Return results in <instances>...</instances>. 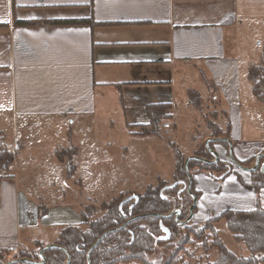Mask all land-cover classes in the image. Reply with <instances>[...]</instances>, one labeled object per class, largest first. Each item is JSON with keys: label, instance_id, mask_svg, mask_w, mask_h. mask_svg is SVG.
<instances>
[{"label": "crops", "instance_id": "0c3cea01", "mask_svg": "<svg viewBox=\"0 0 264 264\" xmlns=\"http://www.w3.org/2000/svg\"><path fill=\"white\" fill-rule=\"evenodd\" d=\"M75 19H90L100 25L42 24ZM14 21L35 24L15 26ZM0 25V146L14 153L8 174L0 178V249L17 251L32 247L34 242L51 245L64 227L81 223L74 214L80 205L100 202L88 199L66 205L65 166L59 162L51 164L47 173H33L36 184L28 179V172L19 162L22 150L18 145L23 141L33 146L31 135L37 139L43 127L60 134L69 124H83L78 144L66 146L77 149V169L72 179L78 180L79 172H83L102 182L110 174L116 189L106 195V200L152 181L150 175L159 177L154 168L148 173L138 168L147 160L153 164L151 160L158 159L155 152L152 156L137 150L138 143L126 135L130 134L127 127L121 134L129 143L115 145L91 125L89 120L97 108L96 93L118 92L125 126L146 125L149 104H170L168 115L174 117V122L164 120L159 127L162 130L161 125L168 123L169 135L177 125L185 126L188 152L180 151L188 159L212 138L200 110L188 104L185 114H178L172 102L180 73L189 74L205 87L202 92L195 90L206 94L202 109L218 114L214 123L222 131L229 122L234 158H252L251 167L258 161L264 170V102L252 94V83L246 77L248 68L258 64L262 55L264 0H0ZM100 98L98 101L104 103L103 96ZM106 134L119 133L110 124ZM154 142L156 148L164 146L162 141ZM172 143L177 145V140ZM228 150L215 143L212 151L217 159L228 161ZM174 164L172 159L169 175ZM250 173L237 168L227 174L223 183L234 185L230 198L237 206L222 208L204 221L224 210L264 209V190L257 199L250 188ZM243 174L249 175L245 178ZM190 175L194 191L201 196L192 221L204 201L198 182L205 175ZM80 181L83 179L75 182ZM257 186L264 189V181ZM84 189L81 183L79 196ZM38 205L47 208L40 219L36 218ZM68 212L73 213L69 216ZM62 217H66L64 223L59 220ZM219 223L214 225L217 232ZM59 224L64 226L56 231ZM36 229L51 234L46 239L42 235L33 237ZM231 252L250 256L245 245L235 246Z\"/></svg>", "mask_w": 264, "mask_h": 264}, {"label": "trees", "instance_id": "16d2710c", "mask_svg": "<svg viewBox=\"0 0 264 264\" xmlns=\"http://www.w3.org/2000/svg\"><path fill=\"white\" fill-rule=\"evenodd\" d=\"M31 21H14L15 26H31ZM49 26H95L100 25L90 19H75L62 21L43 22ZM3 27V25H0ZM247 79L252 83L251 92L261 102H264V45L258 64L248 68ZM188 104L190 107L202 111L201 96L195 90L187 91ZM171 105L149 104L146 107L148 123L146 125H126L130 134L134 136H157L162 138V130L159 125L169 118L168 111ZM218 114L209 112L203 115L206 128L212 138H224L230 140L229 122L226 130L222 131L215 123ZM227 120V118H226ZM168 141L174 159V169L171 184L161 178H157V184H149L140 195L132 192H120L108 202L101 204L104 214L92 220L97 209L91 205H80L76 211L81 219V225L85 227H64L52 245L59 248H51L43 252L46 264H66L68 260L66 251L70 257V264H87V253L95 241L105 232H110L98 243L90 253V264H129L140 262L141 264H184L183 257L187 254L186 246L192 245L196 250L201 249L205 255L213 250L216 257L213 261L197 259L194 264H264V209L256 208L251 211L224 210L218 215L198 225L192 221L178 224L174 217H167L173 207L182 202L183 207L178 216L179 222H185L189 216V208L192 205V196H197L191 183V194L186 192L188 178L184 163L186 157L177 146ZM222 144L228 148L226 142H210L209 149L213 150L214 144ZM77 149L68 146L64 149L55 150V157L59 163L65 164V177L71 179L76 172L75 157ZM233 156V155H232ZM193 157L208 161L214 159L205 145H201ZM237 164L250 168L253 159L238 161ZM14 162V153L0 146V178L5 177ZM189 173L202 172L221 179L231 171L237 169L230 160L217 159L213 164L203 163L190 159L187 164ZM256 177L252 185L257 186L259 181H264V175L258 170L251 173ZM38 218L40 219L47 211L43 205L37 206ZM224 221L227 230L234 241L245 245L250 256H236L224 245L214 225ZM37 248H43L37 243ZM27 259L39 262V255L20 250L16 253L11 249H0V264L10 261ZM12 264H32L26 262Z\"/></svg>", "mask_w": 264, "mask_h": 264}, {"label": "rangeland", "instance_id": "374dc122", "mask_svg": "<svg viewBox=\"0 0 264 264\" xmlns=\"http://www.w3.org/2000/svg\"><path fill=\"white\" fill-rule=\"evenodd\" d=\"M258 59H256V61L254 63H257ZM188 76H190V75L188 74ZM188 76H186V74L184 72L180 73L179 78L176 82L175 93L173 94L172 102H173V104H175V107H176L175 109H176L178 114L179 113L185 114V110L187 109L186 107H188V97H187L188 89L196 90L199 92L205 91V87L202 86V84L198 85L197 81L192 80V78L188 77ZM185 88L186 89L188 88V89L186 90ZM102 96L105 99L104 103L98 101L101 99L100 97H102ZM118 97H119L118 92L115 90H107L104 92L103 95L96 93V97H95V106L97 107L95 109L96 112L94 113L92 120H89L91 125L98 127L100 129V131H102V134H100V136L102 138L110 137L111 142L114 143L115 145L129 143V140L124 138V136H122V134H121L122 132L125 131L126 126H125V121H124V115H123L121 106L119 104ZM201 100L206 101V94H204V95L201 94ZM200 113H201V116L203 119V115L209 113V110H208V112H205V110L202 109V111H200ZM165 121L174 122V117L173 118L169 117ZM110 124H113V126L116 128V130L118 131L119 134H113V135H107L106 134V131H108V129L110 128ZM82 125H83L82 123L80 125L69 124L66 127H64V129L62 130V133H60V134L56 133L55 131H50L51 128L46 130V127H43V129H41L42 133L35 136V138L37 137V139L33 140V135H31L32 141L35 142V144L33 146L30 147L29 145H27L23 141L19 143L18 146L22 150L21 156H19V162L21 163V165L22 164L24 165V167L22 169H24L25 172H28L27 173V175L29 176L28 179L31 182L33 181L32 183L36 184L38 181V180L37 181L35 180L36 176L33 179V173H36L34 175H38V174L41 175L42 173H47V172H49V170L51 168V164L58 163V160L55 157V148H57V149L65 148L67 146V144H69V143L73 144V145L78 144V142H79L78 131L82 128L81 127ZM205 128H206V126H205ZM175 132L177 134L176 138L174 137ZM124 133H126V132H124ZM162 134H163V132H162ZM165 134H163L162 138L157 137V136L141 137V136H134L132 134H126V135H127V137H129L128 139H131V140L135 141V143H138L136 145L137 150L143 151V152L147 151L151 155H152V152L153 153L155 152L154 153L155 157L157 156L156 158L158 160H156V161L151 160L153 164H151V162L149 160L140 164V166L138 167L140 169V171L147 169V173H148V171L150 169L154 168V170L158 171V173L160 175H162V177L159 175V178H161L165 182L171 184V182H172L171 177H172L173 171H172L171 175H169V174L171 172L170 163H171V160L173 159V152H172V149H171L168 141H166V140H169L170 142H173V140L174 141L177 140V145H176L177 148L183 152H188V149H187L188 145L186 142L187 136H186V132H185V126L183 128L182 125L181 126L177 125V128H173L169 135H167L168 133H165ZM154 141H162L164 146H162V147L160 146V148H156L157 146L155 147ZM6 142L9 143L10 140L7 139ZM152 143H153V145H152ZM160 145H161V143H160ZM37 153L42 157H39V155ZM51 161H53V162H51ZM81 162H82V160L80 161V163ZM74 163H77V159H75ZM64 166H65V164H64ZM26 169H29V171H27ZM199 173H202V172H199ZM203 174L205 175L204 178L202 180H199L198 183L201 186V190H202L203 195H204V201H202V203L199 205L198 209H196V211H197L196 217L192 220L193 223H196L198 225L203 224L206 217L213 216V215L217 214L218 212H220V210L222 208H234L237 206V203L230 198L232 192L235 191L234 185L231 183H228V182L223 183V181L227 178V175L224 178L218 179L212 175H208L205 173H203ZM247 175H249V174H243V177L247 178ZM249 176L251 177V181L256 179V177L252 176L251 173ZM78 177L83 179V181L75 182V181H79V178H78V180H77V178H75L76 180L74 181V179H72L73 178L72 177L71 179H66V181L64 183L65 204L69 205V206H74V205H76L78 200L85 202L88 199H91V200L97 199L98 201H100L99 203L92 201L89 204H87V205H91L97 209V211L94 213V215L91 218L92 220H96L104 214V211H102L100 208L101 204L108 202L111 198H114L115 196H117L119 194V193H117V194L113 195L112 197H109V199H107V200L105 199L106 195L107 196L110 195L116 189V187H115L116 183L113 181L110 174L108 175L107 180L102 181V182L94 180L91 175L89 177L88 173L85 174L83 172H79ZM154 178H155L154 176L150 175L149 179L152 181H150V182L148 181L146 183L145 182L139 183L135 186L134 190H126V191L132 192L133 194L140 195L144 192L145 188L149 184H152L153 186H155L157 184L156 178H158V177L156 176V178L155 179ZM239 180L242 181V179H239ZM81 183L84 184L85 189H84L83 195L79 196L77 189L80 187ZM250 186H251L250 188L254 191V193L256 194V197L258 199L259 193L264 190L263 187L260 189V187H258V186H254V185H250ZM123 192H125V191H123ZM233 195L234 194H232V196ZM200 197L201 196L197 195L196 201ZM258 204L260 205V203H258ZM182 207H183V204H182V202H180L178 205H175L173 207L172 211H174L176 209L181 210ZM194 211H195V208L193 210V213H194ZM64 213H67V212L66 211L62 212V214H64ZM68 213H70V212H68ZM72 213L73 212H71L69 214V216H71ZM36 214H37L36 218H38V210H37ZM74 214L78 215L77 212L76 213L74 212ZM67 218H68V216H67ZM65 219H66V217H62L59 220L64 223L66 221ZM63 226L64 225L59 224L54 229L56 231H58V230H61L63 228ZM77 226L82 228V229H85V227H83L81 225V223H78ZM217 228H218L219 236L222 239L224 245L228 249H230L231 251L233 250V252H234L235 246L243 245V244L236 243L234 241L233 237L230 235L229 231L227 230V228L223 222H220L218 224ZM54 232L55 231L53 230V233ZM49 234H51L50 231H45L43 229L33 230V237L42 235V237L44 239H46ZM36 245H37V243L34 242L32 244V247L20 248L19 250L16 251V253L20 250H24V251H28V252L36 255V254H38V251L40 250L37 248ZM43 247H45V246H43ZM186 251H187V254L190 253L191 255H185L183 257L184 264H194L195 260H197L199 258L205 259V260L208 259L210 261H213L216 257V251L215 250H213L209 254L205 255L201 249L196 250V248L192 245H187ZM39 261H41L40 256H39ZM132 264H141V263L140 262H132Z\"/></svg>", "mask_w": 264, "mask_h": 264}, {"label": "water", "instance_id": "95a60500", "mask_svg": "<svg viewBox=\"0 0 264 264\" xmlns=\"http://www.w3.org/2000/svg\"><path fill=\"white\" fill-rule=\"evenodd\" d=\"M210 142H226L228 144V152H229V159H230V162L235 166L237 167L238 169L242 170V171H246V172H254L256 170H260L261 173L264 174V170H263V167H260L259 166V162L257 161L256 165L254 167H250V168H247V167H243L239 164L236 163V161L233 159V156H232V144L229 140L227 139H224V138H211L209 139L208 141L205 142V146L208 148V150L213 153L212 150L209 149V143ZM214 154V159L212 161H208V160H205V159H202V158H197V157H191L192 159H195L197 161H200V162H203V163H209V164H213L217 161V157ZM191 158H188L185 160V163H184V168H185V172H186V175H187V178H188V183L186 184V192L188 194H191V183H192V179H191V175L190 173L188 172V169H187V164H188V161L191 159ZM192 199H193V202H192V205L190 206L189 208V216L187 218V220L185 222H179L178 220V216L180 214V210L179 209H176L174 211H172L167 217H174L175 221L178 223V224H184L186 222H189L193 216V210H194V207H195V204H196V197L195 196H192ZM126 224L122 225L121 227H119L118 229H114V230H109L105 233H103L96 241L95 243L91 246V248L89 249L88 253H87V264H90V253L91 251L98 245V243L105 237L106 234L110 233V232H113V231H117L121 228H123ZM51 248H59L58 246L56 245H47L43 248H41L39 251H38V255L40 256L41 258V261L39 262H32V261H29L27 259H23V260H15V261H10L6 264H12V263H20V262H26V263H32V264H46V259L45 257L43 256V252L48 250V249H51ZM67 256H68V260H67V263L66 264H70V257L68 255V253L66 251H64Z\"/></svg>", "mask_w": 264, "mask_h": 264}, {"label": "built area", "instance_id": "2783aa9c", "mask_svg": "<svg viewBox=\"0 0 264 264\" xmlns=\"http://www.w3.org/2000/svg\"><path fill=\"white\" fill-rule=\"evenodd\" d=\"M161 128L165 133H168V130L170 129V125L168 123H165L161 125Z\"/></svg>", "mask_w": 264, "mask_h": 264}]
</instances>
